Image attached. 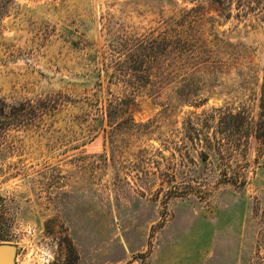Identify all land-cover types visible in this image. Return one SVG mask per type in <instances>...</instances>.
I'll return each mask as SVG.
<instances>
[{
    "label": "rangeland",
    "instance_id": "1",
    "mask_svg": "<svg viewBox=\"0 0 264 264\" xmlns=\"http://www.w3.org/2000/svg\"><path fill=\"white\" fill-rule=\"evenodd\" d=\"M141 37L139 87L111 81ZM263 106L264 0H0V243L15 264H264Z\"/></svg>",
    "mask_w": 264,
    "mask_h": 264
},
{
    "label": "trees",
    "instance_id": "2",
    "mask_svg": "<svg viewBox=\"0 0 264 264\" xmlns=\"http://www.w3.org/2000/svg\"><path fill=\"white\" fill-rule=\"evenodd\" d=\"M156 46L157 40L153 37L137 38L131 45L121 44V48L115 47V49H113L117 56H114V59L111 61L103 63L102 70L106 73L110 72L111 81L121 82L133 88H137L140 85V81L136 79L138 75L134 73L141 70L147 58L148 63H150V59L157 58L158 53L155 52ZM122 47H124L123 50H121ZM106 101L105 105L107 107L105 108H109L110 110H118V108L123 105L121 99L113 95H110V99ZM122 110L124 111L123 108Z\"/></svg>",
    "mask_w": 264,
    "mask_h": 264
},
{
    "label": "water",
    "instance_id": "3",
    "mask_svg": "<svg viewBox=\"0 0 264 264\" xmlns=\"http://www.w3.org/2000/svg\"><path fill=\"white\" fill-rule=\"evenodd\" d=\"M16 247L13 244L0 243V264H15Z\"/></svg>",
    "mask_w": 264,
    "mask_h": 264
}]
</instances>
